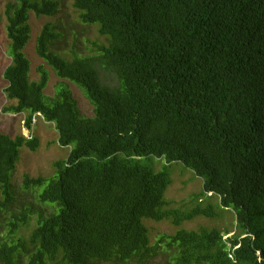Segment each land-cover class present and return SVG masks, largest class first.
Wrapping results in <instances>:
<instances>
[{"label": "trees", "instance_id": "obj_1", "mask_svg": "<svg viewBox=\"0 0 264 264\" xmlns=\"http://www.w3.org/2000/svg\"><path fill=\"white\" fill-rule=\"evenodd\" d=\"M79 20L106 43L66 57L63 34L46 22L36 52L93 106L83 115L66 82L45 88L49 71L25 48L30 13L54 16L57 0L5 6L8 54L5 112L40 114L69 147L50 177L24 175L45 205L16 210L13 174L21 148L39 140L0 132V264L142 263L158 253L144 219L180 227L197 217L234 213V230L178 228L161 241L173 264H264V0H73ZM61 54H60V53ZM153 157L180 162L203 180L188 203L167 208L172 182ZM216 198V200H213ZM19 203V204H18ZM37 214L27 238L22 226ZM232 233L231 235H229Z\"/></svg>", "mask_w": 264, "mask_h": 264}, {"label": "rangeland", "instance_id": "obj_2", "mask_svg": "<svg viewBox=\"0 0 264 264\" xmlns=\"http://www.w3.org/2000/svg\"><path fill=\"white\" fill-rule=\"evenodd\" d=\"M9 1L0 0V132L7 133L12 137L23 134L27 137H36L39 140V145L36 150L24 146L21 148L20 160L17 163V168L13 174V186L16 197L19 198V205L16 210H21L24 207H30L36 212L40 209L41 204L37 199V190H25L23 187L24 175L27 173L33 177L44 176L50 177L55 173L54 163L60 159H66L70 148L63 147L58 144V134L52 122L46 121L44 117L37 114L33 118L32 127L29 129L25 124L26 113L5 112L3 108L11 103L5 94L7 81L3 73L5 68L11 62L8 54L9 40L6 32V16L5 6ZM59 2V10L54 16H36L33 12L30 13V24L32 26V36L28 42L25 52L31 61L30 78L32 80L39 79L37 67L44 64L49 71V82L45 88V93L49 96L55 94L57 83L66 82L72 90L74 98L77 101V106L80 112L85 116H93V106L84 95L82 90L74 83L57 77L55 72L40 58L36 52V38L40 33L43 25L50 21L57 25L58 30L63 34L60 52L66 57L73 56L72 50L77 54L87 55L93 53L96 49L95 43H106V38L101 36L97 25L84 24L79 20L78 11L73 6V0H57ZM59 52V53H60ZM60 53V54H61ZM147 164L154 166L158 170L165 167L169 170L172 182L166 190L165 198L167 208L180 207L191 200L193 194L199 193L202 190L203 180L196 176L194 172L185 167L180 162L167 163L164 159L153 157L146 161ZM216 200V198H213ZM46 212L48 211L45 207ZM234 213L232 210H225L216 219L197 217L192 221L184 222L180 227L173 225L169 220L160 222L144 219V222L149 230L150 241L152 245L157 246L158 253L139 263L135 259L127 262H96L94 264H173V251L166 247V244L161 241L166 234H173L178 228L197 229L199 226H216L222 230H234L233 226ZM37 214L31 215L28 225L22 226L17 233L18 236L27 238L31 229L36 225ZM230 233L229 235H231ZM28 260L25 256L22 257L18 264H27ZM47 264H52L48 262Z\"/></svg>", "mask_w": 264, "mask_h": 264}]
</instances>
